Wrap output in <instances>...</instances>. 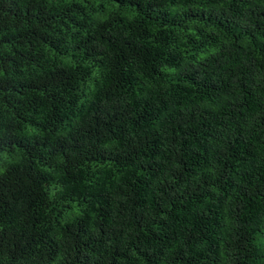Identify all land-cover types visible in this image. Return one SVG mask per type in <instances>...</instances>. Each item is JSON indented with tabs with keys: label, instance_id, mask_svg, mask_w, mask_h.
<instances>
[{
	"label": "trees",
	"instance_id": "1",
	"mask_svg": "<svg viewBox=\"0 0 264 264\" xmlns=\"http://www.w3.org/2000/svg\"><path fill=\"white\" fill-rule=\"evenodd\" d=\"M0 264H264V0H0Z\"/></svg>",
	"mask_w": 264,
	"mask_h": 264
}]
</instances>
